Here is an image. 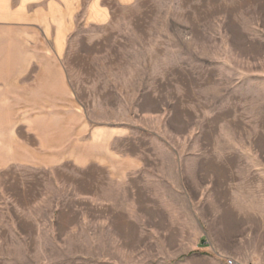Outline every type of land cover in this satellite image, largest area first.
Instances as JSON below:
<instances>
[{"label": "rangeland", "instance_id": "1", "mask_svg": "<svg viewBox=\"0 0 264 264\" xmlns=\"http://www.w3.org/2000/svg\"><path fill=\"white\" fill-rule=\"evenodd\" d=\"M83 18L62 52L69 102L31 109L30 131L45 117L55 153L108 138L141 167L118 180L66 155L7 170L9 193L46 198L29 217L15 207L43 236L8 264H264V0H135L108 25Z\"/></svg>", "mask_w": 264, "mask_h": 264}, {"label": "crops", "instance_id": "2", "mask_svg": "<svg viewBox=\"0 0 264 264\" xmlns=\"http://www.w3.org/2000/svg\"><path fill=\"white\" fill-rule=\"evenodd\" d=\"M134 3L135 0H0V216L7 223V228L0 227V264L12 262L15 251L30 253L42 238L39 223L27 222L24 226V219L15 215L19 210L21 216L29 217L30 205L46 200L45 196L32 198L26 193L18 197L9 193L2 181L7 170L17 166L57 167L66 155L83 168L94 164L105 167L118 180L140 169L137 159L111 152L105 145L108 138L92 137L79 150L71 148L63 154L55 153L62 149L63 140L46 138L45 117L33 119L30 131L31 109L62 108V102H69L61 58L69 35L78 27L77 18L84 17L79 22L83 26H105L112 22L115 12ZM21 127L36 135V147L19 136ZM47 148L53 152L47 154ZM55 211L51 217L52 238L60 235L61 212ZM77 225V221L69 224L70 235L77 232Z\"/></svg>", "mask_w": 264, "mask_h": 264}, {"label": "built area", "instance_id": "3", "mask_svg": "<svg viewBox=\"0 0 264 264\" xmlns=\"http://www.w3.org/2000/svg\"><path fill=\"white\" fill-rule=\"evenodd\" d=\"M227 264H240V263H238L237 261H235L233 259H228Z\"/></svg>", "mask_w": 264, "mask_h": 264}]
</instances>
